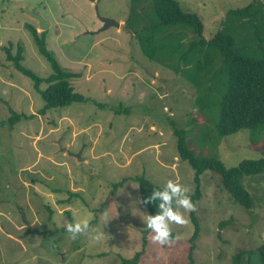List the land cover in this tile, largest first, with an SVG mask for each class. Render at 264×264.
I'll list each match as a JSON object with an SVG mask.
<instances>
[{"label":"rangeland","instance_id":"rangeland-1","mask_svg":"<svg viewBox=\"0 0 264 264\" xmlns=\"http://www.w3.org/2000/svg\"><path fill=\"white\" fill-rule=\"evenodd\" d=\"M176 1L200 16L204 38L217 30L235 32L236 53L257 54L245 18L229 13L252 0ZM129 8L130 0H0V264H120L121 258H131L142 248L148 215L137 202L136 177L158 186L178 181L189 193L196 187L170 121L186 129L196 155L217 156L227 167L264 156V137L253 144L247 129L222 136L217 144L201 143L194 128L203 116L193 112L195 125L188 124L194 88L142 54L124 27ZM33 15L47 27L40 30ZM32 29L64 71L79 74L69 84L85 101L40 112L44 100L33 80L6 59L19 49L20 63L42 78L40 88L46 86L52 68ZM13 113L22 117L12 124ZM29 177L41 181L33 184L37 191L30 201L24 185ZM241 182L253 197L250 211L222 188L219 174L200 175L193 264H233L240 250L253 251L243 261L260 264L264 171L244 175ZM85 218L92 230L72 240L65 226ZM171 228L176 240L170 246L154 244L149 230L140 264H189L190 218L186 226ZM97 232H104L98 241Z\"/></svg>","mask_w":264,"mask_h":264},{"label":"trees","instance_id":"trees-1","mask_svg":"<svg viewBox=\"0 0 264 264\" xmlns=\"http://www.w3.org/2000/svg\"><path fill=\"white\" fill-rule=\"evenodd\" d=\"M142 1L146 0H130L129 15L124 27L131 31L148 61H155L173 70L194 88L193 109L190 110L188 124L195 125L193 112L203 116L202 123L194 128L198 129L201 143L217 144L220 137L243 129L248 130L251 143L260 142L264 137V0H252L244 7L229 11L243 16L252 30L253 47L257 52L253 57L236 53L237 41L234 43L233 38L236 39L235 32L227 31V34L217 30L209 39L204 38L200 16L183 10L176 0H152L149 8H144ZM139 8H142L141 11ZM32 35L40 54L49 61L52 68V73L44 78V88L39 87L42 78L20 63L19 49L14 54H7L6 59L12 60L16 69L33 80L34 89L44 100L40 112L44 113L50 107L85 101L86 98L69 84L70 78L79 74L64 71L36 29H32ZM21 117L22 114L13 113L9 121L13 124L14 120ZM170 124L177 139L180 158L186 160L194 170L196 187L193 193H188L193 203L201 196L200 175L205 170H212L219 174L220 185L232 199L250 211L254 204L253 197L241 179L244 175L263 172L264 156L244 158L227 167L217 156L196 155L188 146L186 129L177 127L173 121ZM136 180L140 199L148 197L155 189L163 188L143 176L136 177ZM142 205L148 215L158 211L153 204ZM189 218L193 231L189 238L190 251L187 257L189 264H193L191 251L199 225L195 211L189 213ZM148 233L149 230L145 228L142 248L131 258H121L120 264H140ZM257 253L260 264H264V243L257 248ZM252 254V250H240L232 256V263L249 264L250 258L243 261V255L248 258Z\"/></svg>","mask_w":264,"mask_h":264},{"label":"clouds","instance_id":"clouds-1","mask_svg":"<svg viewBox=\"0 0 264 264\" xmlns=\"http://www.w3.org/2000/svg\"><path fill=\"white\" fill-rule=\"evenodd\" d=\"M188 193L189 189L178 181L168 180L162 189H155L148 197L137 201L141 204H153L158 209L156 214L147 215L144 222L145 227L153 234L151 239L154 244L161 246L174 244L176 238L173 237L171 225L186 226L189 223L186 213L196 211L197 206ZM106 221L108 220L105 219L104 223ZM65 227L72 240L92 230L90 220L87 218L75 220ZM103 234L104 232H97L93 238L98 241Z\"/></svg>","mask_w":264,"mask_h":264},{"label":"crops","instance_id":"crops-1","mask_svg":"<svg viewBox=\"0 0 264 264\" xmlns=\"http://www.w3.org/2000/svg\"><path fill=\"white\" fill-rule=\"evenodd\" d=\"M10 1H13V0H10ZM1 82H2V83L9 84V86H13L12 82H11V81H8L7 79L1 80ZM29 179H30V180H26V181L24 182V183H25V184H24V185H25V189H26V192H27V193H26V199H27L28 201L31 200V198H30L31 195H33V196L36 195V191H37V190L35 189V187H34L33 184H34V183H37V182H38V183L41 182L40 179H38V178L36 179V178H30V177H29ZM29 181H30V182H29ZM39 185H41V184H39ZM41 186H42V185H41ZM29 191H32V194H30ZM59 212H60V211H59Z\"/></svg>","mask_w":264,"mask_h":264},{"label":"water","instance_id":"water-1","mask_svg":"<svg viewBox=\"0 0 264 264\" xmlns=\"http://www.w3.org/2000/svg\"><path fill=\"white\" fill-rule=\"evenodd\" d=\"M36 19L39 20V24H40V29H45L47 27L46 22L44 21V19L40 16V15H33Z\"/></svg>","mask_w":264,"mask_h":264},{"label":"bare ground","instance_id":"bare-ground-1","mask_svg":"<svg viewBox=\"0 0 264 264\" xmlns=\"http://www.w3.org/2000/svg\"><path fill=\"white\" fill-rule=\"evenodd\" d=\"M41 30V29H40Z\"/></svg>","mask_w":264,"mask_h":264}]
</instances>
